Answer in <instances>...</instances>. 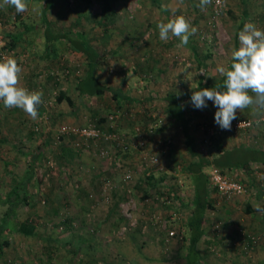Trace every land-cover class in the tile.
I'll list each match as a JSON object with an SVG mask.
<instances>
[{
	"label": "rangeland",
	"instance_id": "obj_1",
	"mask_svg": "<svg viewBox=\"0 0 264 264\" xmlns=\"http://www.w3.org/2000/svg\"><path fill=\"white\" fill-rule=\"evenodd\" d=\"M44 1L29 0L27 11L16 16L9 5L0 8V35L5 41L0 49L20 64V84L43 93L36 120L20 108L4 107L0 101V223L11 202L4 195L28 170L40 141L50 139L32 166L33 180H37L30 187L34 200L17 207L6 229L0 231V242L8 240L0 264H183L178 252L186 250L181 232L185 211L181 209L180 217L173 220L172 206L162 204L152 192L143 195L144 189H149L144 182L145 153L159 151L166 144L167 149L175 144L176 150L162 152L161 167L149 164L151 172L162 175L166 185L179 184L185 198L191 192L181 168L191 156L181 144L183 139H178L179 126L165 114L162 97L167 90L183 91L196 84L198 75L219 77L218 66L227 68L231 60L239 20L251 21L264 31V0H223V11L218 15H214L213 0L203 7L200 0H53L48 9L51 31L76 36L74 31L83 28L99 54L96 73L100 79L132 96L119 102L111 90L101 95H79L76 80L85 73L86 58L68 49L65 37L55 41L59 50L56 59L42 57L41 30L36 35L26 31L15 46H9L10 34L23 29L17 24L19 20L39 21L40 3ZM109 7L114 12H105ZM179 15L197 32L186 45L171 33L162 41L158 23ZM30 40L37 43L29 46ZM191 44L199 53H211L207 67L196 66ZM60 89L70 95L72 104L66 99L57 101ZM216 110L209 100L206 107L191 111L190 127H201L196 145L204 154L213 149L212 136L206 139V126H217L212 121ZM262 111L252 106L238 111L237 117L254 118ZM111 113H117L112 121L108 118ZM93 123L125 140L140 132L146 144L123 149L111 140L83 139L85 142L77 147L73 143L76 134L60 132L63 126L73 129ZM159 126L163 128L160 131L156 130ZM226 134L233 137L232 145L245 141L261 146L264 122L221 134L218 140L224 146ZM103 147L109 150L106 156L99 153ZM258 167L252 181L260 183L263 168ZM127 170L130 180L124 178ZM106 180L109 185H104ZM121 193L122 198L115 202ZM110 207H114L111 212ZM27 214L36 225L32 235L16 229ZM212 219L216 223L226 216L211 214ZM169 229L174 233L168 234ZM122 245L127 247L123 252L119 249Z\"/></svg>",
	"mask_w": 264,
	"mask_h": 264
},
{
	"label": "trees",
	"instance_id": "obj_2",
	"mask_svg": "<svg viewBox=\"0 0 264 264\" xmlns=\"http://www.w3.org/2000/svg\"><path fill=\"white\" fill-rule=\"evenodd\" d=\"M28 1L29 0H26V2ZM36 1L40 2L42 0ZM40 5L39 21L34 23L33 20L29 19L19 20L17 24L21 25L23 29L21 30L19 27L20 30L17 28V32L10 34L11 43L9 46H15L22 38L24 32L32 30V33L36 35L41 30L40 34L43 33V36H41V38H43V48L41 52L42 57L56 59L59 50H57L55 41H61L62 38L65 37L66 41L64 43L67 44L68 49L72 50L74 53L83 54L86 58L85 73L82 76H79L76 80V89L79 95H101L104 92L111 90L112 96L116 99V101L119 102L122 99L130 100L131 97L125 94L121 87H113L112 85L107 84L106 82L102 81L99 75L96 73L99 54L96 48L86 37V32L83 30V28L74 31L76 36H71L66 32H52L48 17V9L52 7L53 0H45L44 3H40ZM9 6L11 7V12L12 10H15L13 6ZM107 8H105V12H108V10L109 12H114V9L111 7H109V9ZM16 14L19 15V13L16 12L14 13V16H16ZM102 22H104V20H102ZM243 24L244 21L241 19L240 24L234 34V48L236 49H238L240 46L239 32ZM37 27L39 28L38 31L36 29ZM34 44L32 40H30V42L28 41L29 46H33ZM190 46L192 47V55L195 58L196 66L199 68H201L200 66L203 65L207 67L208 63L206 60L210 57L211 53L205 52L202 54L197 51L196 46L193 44ZM231 63L232 57L228 67H230ZM224 79L225 77L222 75L216 77L215 79L213 77H208L207 75H198L197 82L191 89L187 91L185 90L181 93H179L177 90L170 89L167 90L165 95L162 97L164 101L165 114L170 121L178 123L180 131L184 136L186 152L189 154V156H191V158L185 159V161L181 164L182 170L191 182L190 185L193 192L191 193V196L188 198L182 196L180 193L182 187L179 184H164L166 180L162 179L163 176H155V174L151 172V169H149V172L144 175L146 176L144 182L147 186H149V189H144L143 195L149 196L151 195V192L152 194L158 193V195H165L166 199L169 201L162 202V204H165V206H172L170 213L173 214V220L180 217L181 209L185 211L186 219L182 225L184 229L181 228L183 238L187 242L185 245L186 250L184 253H182V257L184 258L183 264H203L200 261V253L196 248V242L201 237L203 232L205 212L209 208H212V199L209 198V195L212 191H214V189L216 190V188L209 182L206 173V169L208 167L217 166L229 174L232 178L240 181L246 187L247 191L251 189V184L253 185L252 192H254L253 189H256V194L258 192L261 193V184L257 182L258 180L255 181V179L252 181V176L254 177V172H256L254 171L252 163H259L264 166V144L259 146L249 142L241 141L234 144L232 147H226L218 140L220 135H216L212 136L210 147L213 149H210L209 153L204 154L194 145V136L192 133L193 129L191 130L190 127L191 111L194 108L193 104L191 103V95L195 90L213 88L217 86L222 87ZM56 99L57 101L66 99L68 103H73L70 95L66 94L63 89L58 91ZM159 129H161L160 126L156 128V130ZM49 141L50 139L48 137H45V139L40 141L37 149L38 153L33 154L30 157L28 170L21 178L16 179L12 187L9 189L8 195H4V198L7 200L11 198V202L5 209L2 216L0 223L1 232L6 229L9 218L8 216L13 210L23 204H26L30 199L31 201L34 200L33 194L30 193V187L33 186L37 180H33L34 175L32 173V166L35 163L38 154L44 151L45 144H47ZM155 152H157L159 156H161L162 152L171 154L172 148L167 149L166 144L159 151L156 150ZM239 170H242V172H239ZM254 183H257L258 185H254ZM175 202L178 203L174 204ZM261 206L262 205H260V207ZM35 226V221H33L31 217H27L17 222L16 229L18 232L24 235H32L35 233ZM5 244H8L7 239H4L2 242H0V257L3 253Z\"/></svg>",
	"mask_w": 264,
	"mask_h": 264
},
{
	"label": "clouds",
	"instance_id": "obj_3",
	"mask_svg": "<svg viewBox=\"0 0 264 264\" xmlns=\"http://www.w3.org/2000/svg\"><path fill=\"white\" fill-rule=\"evenodd\" d=\"M209 3L211 0H200L201 7ZM8 5L13 6L17 13H24L28 7L26 0H2L0 8ZM157 28L162 41H167L171 33L185 45L190 36L197 32V28L191 26L183 15L160 22ZM239 45L238 49L232 51L230 67L217 68L225 77L223 86L195 90L191 95V103L196 108L206 107L209 100L213 102L217 108L215 122L223 130L231 129L238 111L252 106L264 109V31L251 21L245 22L243 30L239 32ZM21 73L22 68L16 58L9 56L0 60V101L4 107L20 108L36 120L43 93L22 86ZM255 207L257 211L264 212L259 204Z\"/></svg>",
	"mask_w": 264,
	"mask_h": 264
},
{
	"label": "crops",
	"instance_id": "obj_4",
	"mask_svg": "<svg viewBox=\"0 0 264 264\" xmlns=\"http://www.w3.org/2000/svg\"><path fill=\"white\" fill-rule=\"evenodd\" d=\"M162 69L163 67L161 65V67L158 70L161 72ZM194 85L188 86L187 88L183 89V91L185 90L187 91L191 89ZM183 91L181 90L179 91V93ZM130 97L132 99V96ZM210 120L212 119H210L209 117V121ZM212 121L216 123L215 118H213ZM176 124L178 128V123ZM158 131H160V129ZM192 133L194 136V145L197 147L196 145L197 139H199L200 136L202 135L201 127L193 130ZM159 136H161L160 133ZM228 136H229L228 134L224 136L226 138L225 146L232 147L233 143L231 139L233 137L231 138ZM154 137L159 138L158 136H154ZM178 139H183L181 144H184V136L181 131L179 132ZM236 143H238V141ZM183 147L185 148V145H183ZM171 148L174 153V149L176 150V145L174 144L173 146H171ZM252 166L254 168V171L257 172V170H259L258 166H262V165L259 163H255V164L252 163ZM262 168H263L262 178L264 179V166H262ZM239 172H242V170H239ZM257 178H259V176H257ZM263 179L260 182V184L262 185H264ZM255 184L258 185L257 183H254V185ZM250 186L253 187V185L251 184ZM252 187L245 194L240 196H235L230 199H226L222 197L215 189L210 193L209 198L212 199L211 200L212 208H209L205 212L204 221H203V225H204L203 232L201 237L196 242V248L200 253L201 263L203 264H264V212L257 211L255 208L257 204L262 205L261 208H264V198L260 196L261 194L260 192H258L257 194L255 192L252 193ZM191 193H193L192 190L189 196H191ZM122 196H123L122 193L116 195L115 202L121 199ZM113 208L114 207H110L108 211L110 210L111 212ZM12 212H14V210ZM12 212L9 214L8 217L12 216ZM211 214H219V216L224 215L226 216V220L219 219L222 221V224L221 226H216L214 220L213 219L210 220ZM235 215L237 216V218L234 217ZM28 216H29L28 214L25 215L24 219L27 218ZM181 228H183V226ZM252 235L256 236L257 242L252 241V237H251ZM119 249L123 252L127 249V247L125 245H122ZM178 255L180 257L182 256L180 252H178ZM182 259L184 260L183 257Z\"/></svg>",
	"mask_w": 264,
	"mask_h": 264
},
{
	"label": "built area",
	"instance_id": "obj_5",
	"mask_svg": "<svg viewBox=\"0 0 264 264\" xmlns=\"http://www.w3.org/2000/svg\"><path fill=\"white\" fill-rule=\"evenodd\" d=\"M214 8L213 12L214 15H218L223 11V0H213ZM0 26H1V19H0ZM5 45V41L0 35V47ZM8 55L4 50L0 49V60H3L7 58ZM117 116V113H111L108 115L109 120H113ZM264 122V109L263 111L256 117H237V119L232 121V126L230 130H223L218 125L217 126H206V139L210 138L211 136L216 135H223L225 132L230 131H240L252 128L253 126H256L258 123ZM61 133L65 132H71L72 134H76L78 137L73 141L74 145L77 147L82 146V144L85 141H82L83 139H101V140H111L114 141L116 145L119 147L126 149L129 147V145H135L137 147H144L146 144V137L144 135L138 133L137 137H130L127 140L119 137L114 131H105L99 128L95 123L84 125L82 127H77L71 129L70 127L63 126ZM80 137V138H79ZM169 139H167V142ZM109 150L107 148H101L99 153L102 156L108 155ZM146 156H144V172L147 174L149 172V164L152 165H158L161 167L160 163V156L157 152L153 151L150 153H145ZM114 163H116L118 166L120 165V162L117 160H113ZM206 173L209 179V182L212 186L216 188L218 193L226 198L230 199L235 196L243 195L247 192L246 187L238 180L232 178L229 174L224 172L222 169H220L217 166H210L206 169ZM124 178L126 180L131 179V173L129 170H127L124 173ZM110 182L108 180L104 181V185H109ZM254 192H256V189H253ZM261 195L264 197V185L261 184ZM156 198L160 200L161 202H168L169 200L166 199L165 195H158L156 193ZM156 216V215H155ZM158 216V215H157ZM173 216V214H171ZM221 221L215 223L216 226H219ZM174 230H169L168 234H173ZM252 241L257 242V238L255 235H252ZM44 264V263H42Z\"/></svg>",
	"mask_w": 264,
	"mask_h": 264
}]
</instances>
